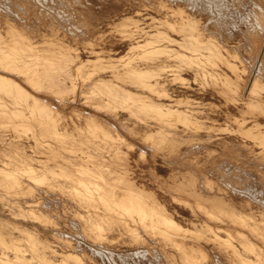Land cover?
Segmentation results:
<instances>
[{
    "label": "bare ground",
    "instance_id": "1",
    "mask_svg": "<svg viewBox=\"0 0 264 264\" xmlns=\"http://www.w3.org/2000/svg\"><path fill=\"white\" fill-rule=\"evenodd\" d=\"M10 1H9V4L10 3L13 4V2H10ZM201 1L209 2L208 0H201ZM33 2H34V0H33ZM54 2H53V4H50V5H54ZM56 2H58V1H56ZM132 2H134V1H132ZM148 2L149 1H147V3ZM162 2H163V0H162ZM176 2H178V1L176 0ZM187 2H188V0H187ZM60 3H62V1ZM221 3H220V6L222 5ZM229 3H231V2H229ZM2 4H3V2H2ZM6 4H7V2H6ZM6 4L5 5L3 4V5L6 6ZM76 4H77V2H76ZM214 4L215 3H213V5ZM232 4H233V2H232ZM36 5H34V6H36ZM69 5H71V4H69ZM72 5H74V3ZM103 5H104V3H103ZM110 5H111V3H110ZM139 5H140V3H139ZM209 5L211 6L212 4H209ZM223 5H225V4H223ZM253 5H254V9L251 12H249V13H251V16H250V20L248 22L249 25L247 26V29L245 31V37H246V41H247V47L250 50V52H253V51L257 52L258 47L261 48L260 47V41L262 44V40H260V39H262V38L264 39V0L255 2V4L253 3ZM21 6L22 5L19 6L20 8L17 7L18 9H16V8H14V9H16V11L17 10L20 11ZM58 6H59V3H58ZM82 6H84V5H82ZM217 6H219V4ZM24 7L26 8V6H24ZM47 7H49V6H47ZM186 7H187V5H186ZM40 8H43V7L40 6ZM50 8L52 9V6ZM50 8H49V10H50ZM119 8H121V7H119ZM182 8H184V7H182ZM182 8L178 7L176 9H172L171 10L172 14L176 15L178 18L174 19V20H172V19L168 20L167 18L166 19L163 18V20L159 21V25H158L157 29H156V26L154 25L156 23L153 24V22H152V24L155 26V27H152V29L154 28V30L155 29L156 30L153 32H150V33H147V31H144V29H142L140 22H139V18L137 17V14H138L137 11H135L136 13L133 15L127 14V16H124V17L121 16L122 17L121 19H119L120 18L119 17L118 18L119 20H117V22L114 24V27L113 26L112 27L115 28L116 32H118L120 34V38L119 37L118 38L120 39L119 41H121V43L124 42L125 40L126 41L129 40L130 42H128L129 46H128L127 51L124 54L121 53L122 55H120L118 57H112V56H106L105 57L104 55L101 54V52H102L101 50L94 51L93 49H91V52L94 53L93 57L82 59L78 54H74L71 51V49L68 47V44H67V46H65L64 42L62 43L61 40H60L61 43H59V44L55 42L56 44L59 45V46L56 45V46H58L57 48L54 46V44H52V47H49L46 49L43 48L44 50L41 49L39 51V50H36L34 48L32 42H30L31 38L29 40V38H28L29 36L28 37L26 36L27 34L26 35L22 34V32H20L16 27H14L12 25H9V24L7 25V30H4V31H6L5 34H1V32H0V67L2 66L3 69H6L5 70L6 72H7V70H10L14 73L16 72L17 75L21 74L23 76V78L19 77V76H18V78H20V79L25 78V81L27 80L28 83L30 84V86H32L34 88L33 91L36 90L37 92L42 91L44 93L52 94L53 96H56L57 100L60 102H63V101L65 102V100L68 96L69 97L72 96L75 99L74 96L76 94L77 86L81 85V87H80L81 91H79L80 92L79 94H81L84 97V101L86 102L85 104L88 103V104L92 105V107L90 106L91 108H95L98 111L100 110L102 112H105L109 115V117L114 119L113 120L114 122H111V118H104V117L96 118L95 116H93L91 114L85 115V126L86 127L84 129H81V127H79L80 129H77V131L74 133L73 131L76 129V127L74 126L75 129H73L72 131H69L65 128V126L62 122L61 114L58 113V110H56L52 104L47 103L48 100H45L46 98L44 99L45 101H43V99L37 97L38 96V95H36L37 93L34 95L33 93H31L32 91L30 92L26 89L27 87L24 88L22 85L19 84V82L17 83L14 79H11L12 77L10 78V77H7L5 75H1V73H0V144L2 145L1 150H4L2 152L0 151V165H2L0 167V202H2L3 205H8L9 206L8 208H10V206L13 204L19 206L20 204L17 203L16 200L12 199L13 197H10L11 196L10 194H12V195L15 194L13 196L18 197V195H20V193L23 194V192H24L23 187H27V192L31 193V195H29V196H31V200H29L30 211L28 210V214L24 213L27 210H25L24 212L21 210L20 211L19 210L13 211L11 213L12 216H14L13 220H14V218H16V216H20V218H23V220L28 219L31 222H38L39 221L43 224H46V226L48 224L55 226L50 231L52 233L54 240H55L54 241L55 243H53V244L54 245L55 244L61 245L64 248V249L61 248V249H63L64 253L61 255V258H60L58 264H86V263L83 260V258H84L83 256H82L83 257L82 258L81 255H78V253L76 254L74 251L72 252L71 250H69V248L71 249V245H70L71 240L69 239L70 240L69 241L67 239L68 234L66 235L63 232L56 230V225H57L56 224V218H57L58 214L55 211L56 209L54 207L57 206L56 205L57 202H52L50 200H46L45 198H42L39 196L35 197V195L32 194L33 190L36 187L37 188H39V186L41 187L40 184H42V185H43V183L45 184L48 178H50L51 180H52V178H54L53 180L58 182V184H59L58 186L60 188H64V189L74 193L73 195L76 198L75 202L78 204V206L80 205L79 207L82 206V207L86 208L85 211L81 210L83 212L76 211L75 210L76 207L74 209L72 208L73 210L69 209L68 213L74 215V216H70L71 218L69 220L71 221L72 226L77 227L76 223L79 224L80 225L79 227L81 228V229L80 228L79 229L81 231H78V232L83 233L86 237H90V239H93L95 242L96 241L97 242L99 241V243L103 242L106 239V236H105V234H107L106 232L109 230L112 231L111 229L113 228V225H119L122 227V229H124V231L126 230L128 232V235H130L131 240L134 241L135 244H136V242L143 243L144 239H145V235H147L153 239H158L167 245L168 244L169 245L175 244L176 246L178 245L177 247H179V248H176V249L180 250V256H181L180 257V264H205L204 259L206 258V253L203 252L201 249H198V251L200 253L198 256L195 257V256H193L194 253L190 254V253L184 251L180 242L175 243V240H177L179 237H183L185 239V236L187 235L186 233L189 232L191 229L189 231L186 230V228L184 229L177 222V220H175L173 218L171 212H169L166 209L165 205L161 201H159V199L154 195L153 192H151L150 190L147 191V190L143 189L142 187H139L129 177V174H130L129 150L132 149V147L134 145L132 142L128 141L126 134L132 135V136H138V135H140L139 131L141 129H143V130H145L146 133L144 136L143 135H140V136H141V140H143L146 143V145H148L146 147L147 148L149 147L151 150H154V151H159L161 149L168 150L169 151V152L167 151L168 154H170L172 151H174L176 149H178V150L180 149V151H181V146L186 145L185 150H183V152L180 154L181 157L193 155L192 154L193 150H195L196 148H198V150H199L200 148L204 147V145H203V147H201L202 145L200 142L202 140L200 139V137L198 135L199 130L202 128L201 123L203 124V122L202 121L200 122L198 118L194 117L192 115V113H189V111H187L186 109L181 110L179 108L180 104L186 105V100L177 99L175 102V105L164 104L163 102H158V101L152 99L151 97L144 95L142 92L143 89H147V90H150L153 92L156 91L159 95L164 96V98H165V96L166 97L170 96L171 92L166 88L165 84L162 83L160 81V78H159V76H162L161 75L162 72L167 68V66H169L165 59L172 58L174 60V63H172V65L174 66L173 67L174 73H178V71H181V69L184 66V67L193 69V71L195 73V75H194L195 77H196V75H201V77L203 79H204V77L209 78L211 80V82L213 83V85L216 86V88H218V92H220V94H222L225 97V101L232 102V103L238 101V97L241 98V92L242 91H243L242 94L246 95V93L247 94L249 93V94H251V96H253V98L257 97L259 91H261V90L264 91V83L261 81L264 78L261 76L262 78L259 79V77H260L259 75L254 76L250 85L247 84V81L244 80L241 76H239L240 74L239 75L236 74L237 69H238L236 63L232 62L222 52L221 43H219L217 40H215L214 37H212V36L204 35V28L201 26V20H200L201 18L199 19V18L195 17L196 15L192 16V15H189L188 13L186 14ZM189 8H190V6H189ZM201 8H202V6H201ZM3 9H1V10H3ZM7 9H8V6H7ZM10 9H11V7H10ZM53 9H52V11H53ZM124 9H126V8H124ZM212 9H213V7H212ZM218 9H220V8H218ZM222 9H224V8H222ZM227 9H229V7ZM1 10H0V12H1ZM88 11H90V10H88ZM5 12H6V10H5ZM24 12H25V9H24ZM24 12H23V14H25ZM27 12H26V14H27ZM133 12H134V10H133ZM216 12H218V11H216ZM219 12H220V10H219ZM46 13H48V12H46ZM42 14H40V15H42ZM122 14H124V13H122ZM48 15L50 18L51 17L50 14H47L46 16L48 17ZM116 16H117V14H116ZM118 16H120V15H118ZM146 16H148V15H146ZM163 16H165V14ZM17 17L18 16H16V18ZM44 17H45V15H44ZM52 17H53V15H52ZM58 17H60V16H58ZM67 17H69V16H67ZM83 17H85V16H83ZM14 18H15V16H14ZM41 18H43V17L41 16ZM62 18L63 17H61V19ZM70 18H71V16H70ZM230 18H232V17H230ZM74 19H76V18L74 17ZM141 19L143 20V18H141ZM209 19L210 18H208V20ZM26 20L28 21V19H25V21ZM153 20H154V18H153ZM213 20H214V18H213ZM21 21H23V19ZM38 21H39V19H38ZM210 21H211V19H210ZM66 22L68 23L69 21L66 20ZM75 22H76V20H75ZM102 22L104 23V21H102ZM108 22H110V21H108ZM209 22H207V23H209ZM215 22H216V20H215ZM16 23H18V22H16ZM77 23H78V21H77ZM77 23H75V24H77ZM204 24H206V23H204ZM224 24H226V23H224ZM67 26H69V25H67ZM72 26L73 25L71 24V27ZM76 26H78V24L75 25V27ZM30 27L28 26L29 29H30ZM42 27H44V26H42ZM89 27H92V26H89ZM148 27H149L148 29H150V26H148ZM217 27L218 26H216V28ZM53 28L56 29L55 27H53ZM81 28H82V26H81ZM81 28L78 27V30L82 31L84 29V27L82 30H81ZM54 29H52L51 31H53ZM69 29L67 32H70L72 30L71 29L69 31ZM73 29H75V28H73ZM85 29L86 30L88 29V28H86V25H85ZM219 29H221V28H219ZM54 31H56V30H54ZM208 31H210V30H208ZM214 31H215V29H214ZM82 32H84V30ZM111 32L112 31H110V33ZM141 32H145L148 34L147 35L148 37L146 36L147 38L145 40H143L144 41L143 43L139 42V40H138V38H140L139 36H140ZM170 32H175V33L179 34L180 39L172 37ZM213 32L211 34L215 35V33L213 34ZM59 33H58V35H59ZM81 34H83V33H81ZM231 34H232V32H231ZM231 34L228 33V36ZM55 35H57V34H55ZM53 36L54 35L52 34L51 37H53ZM77 36H76V38H77ZM47 37H48V35H47ZM78 37H80V36H78ZM143 37H144V35H143ZM55 38H54V40H55ZM82 39H81V41H82ZM91 39H93V38H91ZM84 40H87L89 43H91V41H89L88 39H85V37H84ZM237 40H239V39H237ZM31 41H33V40H31ZM96 41H97V38L94 41V43ZM41 42L42 41H40V44H39L40 46L42 44ZM45 42H46V44H45ZM47 43H48L47 41H44V44L46 46H47ZM91 44H93V43H91ZM175 44L177 47L172 46ZM238 44H240V43H238ZM241 45H244V44H241ZM237 47H240V45H238ZM226 49H227V47H226ZM226 49H225V51H226ZM77 51H79V50H77ZM234 51L231 54L232 57L233 58L235 57V58H237V60H239L240 57L239 58L237 57L239 54L236 55L237 51L235 53H234ZM260 51H261V49L258 51L257 56L255 55L256 56L255 61H254L255 66H258V64L260 66L259 62L260 61L262 62L264 60V54L260 58V55H261ZM159 58H161L160 59L161 62L159 64L156 63L157 65L154 64L155 66L150 65V61H155L156 59L159 60ZM235 58H234V60H235ZM142 61L147 63V65L145 67L140 66V63H142ZM168 63H170V62H168ZM219 63H224L225 65H227L231 69V72L236 74L235 79H231L230 76L228 75L229 76L228 77L226 73H225L226 74L225 75V74L218 72L219 70L218 71L215 70L216 69L215 67ZM241 63H243V61H241ZM246 66L247 65H245V67ZM86 68H90L91 70H87ZM253 68H254V66H253ZM101 70L102 71L109 70L111 77H109L110 75H108V76L106 75L107 78L106 77H104V78L103 77H97L96 76V74H98L97 72L101 71ZM109 71H108V73H109ZM165 75L166 74H164V76ZM179 75H177V77H180ZM174 76H176V75H174ZM13 78H15V76ZM177 79H176V81H177ZM180 80H183V79L181 78ZM194 80H196V78ZM248 80H249V78H248ZM22 81H24V80H21V82ZM188 82H190V80ZM205 84H206V82H205ZM206 85H208V84H206ZM195 86H197V85H195ZM202 87H203V85H202ZM241 89H242V91H241ZM185 91H186V89H185ZM73 98H72V101H74ZM242 98H243V96H242ZM196 101H198V100L196 99ZM204 102H206V101H204ZM244 103L246 105V108L242 110V115L244 116V118L241 119V121H240V119H239V121H237L239 124V129H240L239 134H242L245 137H249V138L251 137L256 143L260 144V146H263V151H264V130H260V129H262L260 123L256 122L251 127L242 128L243 124L245 123V115L251 114L253 117H256L257 115H264V102L259 100L258 98H254L250 101L245 100ZM65 104H69V103H65ZM189 104L191 105V103H189ZM63 106H64V104H63ZM190 107H192V106H190ZM78 112L76 111L75 113L78 114ZM124 114L126 117H122V116H124ZM68 116H70V115H68ZM75 116H76V114H75ZM105 116H107V115H105ZM63 118H65V117L63 116ZM74 119H76V118H74ZM64 120H66V118ZM234 120H235V118H234ZM219 123H221V122H219ZM74 125H76V124L74 123ZM151 126H155V129L154 130L152 129L149 131L148 129ZM219 129L221 130V128H219ZM222 130H223V127H222ZM236 130H238V129L236 128ZM229 131H231V130L228 129V132ZM232 131H234V130H232ZM124 132H125V134H124ZM226 134H228V133H226ZM239 137H241V136H239ZM29 138H31L34 142V146L33 147L31 146L29 148H31V150L33 148V153L35 152L34 154H37V152H39L40 155H41V153H46L45 154L46 155L45 160H42L43 158H40V156H34V155L27 156L25 154L23 146H25V143L28 141ZM29 145H31V144H29ZM139 150H140V148H139ZM218 150H216V151L218 152ZM147 151H149V149ZM27 152H29V151H27ZM30 152H29V154H32ZM162 152H164V151H162ZM137 153H136V156H138ZM143 153L144 152L141 151L139 156L146 159L145 157L147 156V153H146V156H144ZM213 153H214V151H213ZM226 153H228V150ZM171 155H173V154H171ZM151 156H153V155H151ZM263 156H264V154H263ZM161 157H163V156H161ZM230 157H232V156H230ZM239 157L241 158V156H239ZM6 158H8V159H6ZM192 158L194 159V157H192ZM219 158H220V156H219ZM33 159L37 160L38 162L41 161L39 163L42 164V167L36 168V167H34V165L32 166L31 160H33ZM204 159H206V157ZM169 160H171V159H169ZM178 160H181V159H178ZM233 160L234 159H232V161ZM46 161H52L51 163H53V165L52 166L49 165L48 162H46ZM223 161H227V160H223ZM229 161H231V159ZM137 162H138V160H137ZM162 162H164V161H162ZM200 162H201V160H200ZM208 162H209V160H208ZM206 163H207V161H206ZM241 163H243V162H241ZM217 164H219V163H217ZM137 165H135V166H137ZM247 165H249V164H247ZM254 165H256V164H254ZM194 166L197 167V164H195ZM198 169H199V167H198ZM233 169H234V167H233ZM225 170H227V169H225ZM246 170H248V169H246ZM254 170H256V169H254ZM212 172H213V170H212ZM223 172L224 171H222V173ZM152 173H154V172L152 171ZM152 173L150 172V174H152ZM198 173H200V172H198ZM248 173H251V171ZM183 174H184V172H183ZM214 174H215V172H214ZM196 175H197V173L194 175L191 172L187 171L184 175H181L182 176L181 179H179V178L176 179L175 177L179 176L176 174L173 178L170 177L172 179L171 180L172 183L168 184L166 187V190L171 193L170 197L171 198L173 197L172 201L175 200V202H177V201L181 202L184 205L189 206L193 210V213L198 211L197 213L201 212L204 215L203 224L200 227H196L193 231H190V235H193L195 237H199V236L202 237V235L206 234V232L211 233L212 235L210 238H212V240L219 242V245H221V247H223V249H222L223 253H225V254L228 253L230 255V257H231L230 258L231 259L230 264H264V211L260 212L261 217L258 218L257 216H255L251 213H246V212L238 210L236 207L228 204L226 201H224L222 199L207 197L206 195L203 194L202 189L203 188H209V190H210V184H209L210 180L206 179L207 176H206V178L205 177L203 178L202 174L199 177H196ZM159 177H161V176H159ZM252 178H254V177H252ZM156 179H159V178H156ZM31 181H34L33 183H36V184H34V185L30 184ZM165 181L163 180L164 183H165ZM57 182L54 184L57 185ZM161 182H162V180H161ZM219 182H221V181H219ZM228 185L230 186V184H228ZM52 186H50V187L48 186V188H52ZM220 186H222V185L220 184ZM254 187L255 186H253V188ZM230 188H231V186H230ZM233 188H234L235 192L243 193L242 195H250L253 202H256L258 204H260V203L264 204V200H262L258 197V194L260 193V189L256 188L253 191H250V190H247L244 188L239 189L237 185H235V187L232 186V189ZM54 189L55 188H52V190H54ZM43 190H44V188H43ZM43 190H41V192ZM52 190L50 189V191H52ZM59 190L62 191V189H59ZM45 191H46V188H45ZM45 191H44V193H45ZM61 191H58V192H61ZM162 191H164V190H162ZM25 192H26V190H25ZM46 194L48 195L50 193H46ZM63 194H67V193L63 192ZM63 194H62V196H64ZM25 195H27V193H25ZM25 195L23 194V196H25ZM51 195H53V194H51ZM32 196H34L33 199H32ZM17 197H16V199H18ZM68 197H69V195H68ZM68 197H66V200ZM74 197L70 195V197H69L70 202H71V198L74 199ZM25 198H27V197H25ZM62 198L60 197V199H62ZM20 199H22V198H20ZM58 199H59V197L57 198V200ZM63 199L65 200V198H63ZM69 199H68V201H69ZM59 200H58L59 204L65 205V203L62 202L63 200L61 201L62 203ZM75 202L73 201V203H75ZM68 205H70V204H68ZM72 205H70V206H72ZM6 208H7V206H6ZM10 209H12V208H10ZM62 209L63 208H61V210ZM175 209H173V210H175ZM57 210H59V209H57ZM66 210H68V209H66ZM78 210H79V208H78ZM0 213H2V211ZM8 214H10V213L8 212ZM199 215H200V213H199ZM4 217H5V215H4ZM10 218L11 217H9V220H10ZM17 219H18V217H17ZM211 220L224 222L226 224V226L222 227V228H214L211 225V223H209ZM14 221H13V225H16L18 227V229L20 230V232L22 233V234L21 233L20 234L26 240L32 255L38 256L43 261L46 260L45 261L46 264H56L52 260H50L49 258H48L49 259L48 260L45 257V253L43 252L42 249L51 248L50 243L47 241V239L42 238L43 236H41L39 234L37 228L35 226L30 227V225L28 226L24 222L22 223V221L18 222V223H17V221H15V222ZM4 222H5V218H4ZM4 222H2V223H4ZM193 222H194V220H193ZM7 223L11 224V222H8V220H7ZM7 223L5 225L8 226ZM190 224H192V223H190ZM0 226H1V224H0ZM11 226H12V224L10 225V227ZM16 226H15V228L17 230ZM236 227H237V230L235 229ZM218 230H221V231L224 230V232H226V236L221 238L218 234V232H219ZM63 231H65V230H63ZM113 232H115V231H113ZM6 234H7V232H6ZM12 235H14V234H12ZM42 235H46V233L42 234ZM84 235H83V237H84ZM3 237H5V236H3ZM3 237L0 233V241L2 244L3 243L5 244ZM75 237H77V236L75 235ZM86 237H84V239ZM119 237H120V235H119ZM17 238H18V236H17ZM70 238H72V236ZM153 239H151V240H153ZM198 239H200V238H198ZM204 239L205 238L203 237V240ZM22 240L20 239V241H22ZM235 240L239 242L240 248L235 245V242H234ZM14 241H12V242H14ZM94 241H92V242H94ZM110 241H108V243H110ZM115 242L117 243V241H115ZM146 242H148V241H146ZM205 242H206V240H205ZM78 243H79V241H78ZM99 243H97V244H99ZM111 243H112V241H111ZM126 244H127V242H126ZM7 245H8V243H7ZM81 245H82V243H81ZM112 245H114V243ZM130 245L133 246L131 243H130ZM143 245H144V243H143ZM152 245H151V247H152ZM2 246H6V244L2 245ZM73 246H72V250H73ZM100 246H101V243H100ZM140 246H141V244H140ZM100 248L102 250V247H100ZM172 248H173V246H172ZM9 249H10V247H8V250ZM61 249L58 248V250L62 251ZM133 249H135V248H133ZM145 249H144V251H145ZM10 250H13V254H12L13 258L9 257V254L7 252L6 247L0 251V258H1L0 260L3 259L2 262L4 261V264H6V263L7 264H25L23 262V260L24 261L26 260V256L24 254L26 252L24 251L23 247H21L20 244H12V248ZM136 250H138V249H136ZM136 250H135V252H136ZM150 251H151V249H150ZM156 251L157 250L154 251L155 254L157 253ZM146 252H147V250L144 253H146ZM27 253H28V251H27ZM61 253L62 252H60V254ZM102 254H103V252H102ZM137 254H139V253H137ZM165 254H167V253L165 252ZM126 255H128V254H126ZM149 255H150V253H149ZM33 256H32V260H33ZM85 256H86V254H85ZM137 256L138 255H136L135 257L137 258ZM123 257H124V255H123ZM91 259H89V260H91ZM218 259H219L220 264H225V262H223L220 257H218ZM157 260H158V258H157ZM170 261L172 264H175L176 260L174 258H172V259L170 258ZM0 263H1V261H0ZM94 263H95V261H94ZM33 264H36V263H33ZM209 264H210V262H209Z\"/></svg>",
    "mask_w": 264,
    "mask_h": 264
},
{
    "label": "rangeland",
    "instance_id": "2",
    "mask_svg": "<svg viewBox=\"0 0 264 264\" xmlns=\"http://www.w3.org/2000/svg\"><path fill=\"white\" fill-rule=\"evenodd\" d=\"M5 1V2H4ZM10 0H0V32L1 34H5L7 30V25H12L14 27H16L20 32H22V34L26 35L29 40L31 38V41L34 48L36 50H41V49H46L49 47H52V44H54V46L57 48L59 45V43H63L64 45L67 46L71 49V51L74 54H78L82 59H86L89 57H93V54L91 52V49H93L94 51H99L101 50V54L106 56H112V57H118L120 55H122L121 53H125L128 49V42H130L129 40H125L124 42L121 43V41H119L120 39V34L118 32H116V29L113 28L114 24L117 22V20L121 19V16H127L128 15H133L135 14L137 11V17L139 18V22L140 25L142 27V29H144V31H147V33L153 32L157 29L158 25H159V21L164 19H168V20H174L177 19L178 17L176 15H173L171 10L172 9H176L178 7H184L182 8L185 13L195 16L197 18H201V26L204 28V35L207 36H212L214 37L215 40H217L219 43H221L222 47V52L232 61L235 62L238 69H237V73L236 74H240L239 76H241L244 80L247 81V84L250 85L252 79L254 76L259 75V79H261L262 77L264 78V60L260 63V66L258 64V66H255V58L257 56L258 51L261 49V55L260 58L262 57V55L264 54V39H260L262 40V44L260 41V47H258L257 52H250V50L247 47V41H246V37H245V31L247 29V26L249 25L248 22L250 20V16H251V12L254 9V5L255 2L261 1V0H208L209 2L206 1H197V0H177L178 2H176V0H162L159 2L158 0H61L62 3H60V0H56L58 2H56L55 0H52L54 2V5H50L53 4V2L50 0H33L29 1V0H11L10 2H13V4H9ZM69 1V2H68ZM77 4H76V2ZM80 1V2H79ZM134 1V2H132ZM146 1V2H145ZM147 1H149L147 3ZM166 1V2H165ZM212 3H211V2ZM223 1V2H222ZM240 1V2H239ZM6 2V6H4ZM44 2V3H43ZM67 2V3H66ZM79 2V3H78ZM82 2V3H81ZM90 2V3H89ZM143 4H142V3ZM158 2V3H157ZM172 2V3H171ZM204 2V3H203ZM222 2V3H221ZM231 2V3H229ZM233 2V4H232ZM37 5H36V4ZM42 3V4H41ZM49 3V4H48ZM59 3V6H58ZM66 3V4H65ZM74 3V5H72ZM84 3V4H83ZM102 5H101V4ZM104 3V5H103ZM106 3V4H105ZM109 3V4H108ZM111 3V5H110ZM128 5H127V4ZM140 3V5H139ZM163 3V4H162ZM181 3V4H180ZM185 3V4H184ZM201 3V4H200ZM213 3H215L213 5ZM220 3L222 4L220 6ZM227 3V4H226ZM240 3V4H239ZM25 4V5H24ZM71 4V5H69ZM88 4V5H87ZM94 4V5H93ZM115 4V5H114ZM130 4V5H129ZM133 4V5H132ZM145 4V5H144ZM162 4V5H161ZM200 4V5H199ZM208 4V5H207ZM209 4H212L211 6ZM219 4V6H217ZM225 4V5H223ZM18 5V6H17ZM21 6L20 11L16 9L20 8L19 6ZM36 5V6H34ZM44 5V6H43ZM65 5V6H64ZM68 5V6H67ZM84 5V6H82ZM122 5V6H121ZM126 5V6H125ZM137 5V6H136ZM150 7H149V6ZM187 5V7H186ZM199 5V6H198ZM8 6V9H7ZM26 6V8L24 7ZM38 6V7H37ZM43 7V8H40ZM49 6V7H47ZM52 6V9L50 8ZM86 6V7H85ZM100 6V7H99ZM135 6V7H134ZM154 6V7H153ZM169 6V7H168ZM190 6V8H189ZM194 6V7H193ZM202 6V8H201ZM217 6V7H216ZM236 6V7H235ZM11 7V9H10ZM18 7V8H17ZM24 7V8H23ZM34 7V8H33ZM59 7V8H58ZM65 7V8H64ZM121 7V8H119ZM126 9H124V8ZM174 7V8H173ZM211 7V8H210ZM213 7V9H212ZM229 7V9H227ZM234 7V8H233ZM16 8V9H14ZM50 8V10H49ZM71 8V9H70ZM119 8V9H118ZM132 8V9H131ZM215 8V9H214ZM217 8V9H216ZM220 8V9H218ZM224 8V9H222ZM25 9V12H24ZM40 9V10H39ZM56 9V10H55ZM58 9V10H57ZM63 9V10H62ZM114 9V10H113ZM117 9V10H116ZM122 9V10H121ZM130 9V10H129ZM145 9V10H144ZM152 9V10H151ZM210 9V10H209ZM6 10V12H5ZM12 12H11V11ZM73 12H72V11ZM90 10V11H88ZM124 10V11H123ZM134 10V12H133ZM218 12H216V11ZM220 10V12H219ZM25 14H23V12ZM28 11V12H27ZM123 11V12H122ZM148 11V12H147ZM166 11V12H165ZM222 11V12H221ZM8 12V13H7ZM17 12V13H16ZM27 12V14H26ZM48 12V13H46ZM109 12V13H108ZM195 12V13H194ZM211 12V13H210ZM13 13V14H12ZM43 13V14H42ZM56 13V14H55ZM64 13V14H63ZM71 13V14H70ZM124 13V14H122ZM131 13V14H130ZM147 13V14H146ZM191 13V14H190ZM223 13V14H222ZM225 13V14H224ZM239 13V14H238ZM12 14V15H11ZM42 14V15H40ZM47 14H50V18L49 15L48 17L46 16ZM61 14V15H60ZM75 16H74V15ZM117 14V16H116ZM165 14V16H163ZM172 14V15H171ZM45 15V17H44ZM53 15V17H52ZM56 15V16H55ZM103 15V16H102ZM120 15V16H118ZM148 15V16H146ZM151 15V16H150ZM201 15V16H200ZM226 17H225V16ZM15 16V18H14ZM16 16H18L16 18ZM41 16L43 18H41ZM60 16V17H58ZM69 16V17H67ZM71 16V18H70ZM85 16V17H83ZM140 16V17H139ZM156 16V17H155ZM173 16V17H172ZM61 17H63L61 19ZM66 17V18H65ZM73 17V18H72ZM74 17L76 19H74ZM97 19H96V18ZM101 17V18H100ZM110 17V18H109ZM117 17V18H116ZM120 17V18H119ZM161 17V18H160ZM221 19H220V18ZM232 17V18H230ZM52 18V19H51ZM69 18V19H68ZM99 18V19H98ZM115 18V19H114ZM119 18V19H118ZM143 18V20L141 19ZM154 18V20H153ZM208 18L210 19L208 20ZM214 18V20H213ZM243 18V19H242ZM11 19V20H10ZM15 21H14V20ZM23 19V21H21ZM25 19H28V21ZM31 19V20H30ZM37 19V20H36ZM39 19V21H38ZM55 19V20H54ZM69 21L68 23L66 22V20ZM105 19V20H104ZM108 19V20H107ZM146 19V20H145ZM156 19V20H155ZM248 19V20H247ZM5 20V21H4ZM19 20V21H18ZM36 20V21H35ZM53 20V21H52ZM65 20V21H64ZM76 20V22H75ZM208 20V21H207ZM216 20V22H215ZM12 21V22H11ZM34 21V22H33ZM38 21V22H37ZM43 21V22H42ZM53 23H52V22ZM56 21V22H55ZM58 21V22H57ZM73 23H72V22ZM78 21V23H77ZM82 21V22H81ZM104 21V23L102 22ZM110 21V22H108ZM144 21V22H143ZM150 21V22H149ZM209 23H207V22ZM228 23H227V22ZM18 22V23H16ZM20 22V23H19ZM23 22V23H22ZM60 22V23H59ZM65 22V23H64ZM78 24V26L75 27V23ZM88 22V23H87ZM101 22V23H100ZM112 22V23H111ZM146 22V23H145ZM156 26V29L154 30V28L152 29V27H155L153 24ZM226 24H224V23ZM3 23V24H2ZM37 23V24H36ZM73 25L72 27L75 28L73 29L71 27V24ZM81 23V24H80ZM86 28H88L87 30L85 29V25ZM103 23V24H102ZM108 23V24H107ZM112 25H111V24ZM145 23V24H144ZM206 23V24H204ZM35 24V25H34ZM54 24V25H53ZM62 26H61V25ZM69 26H67V25ZM150 24V25H149ZM152 24V25H151ZM3 25V26H2ZM37 25V26H36ZM84 25V26H83ZM221 25V26H220ZM225 25V26H224ZM227 25V26H226ZM28 26L30 27V29L28 28ZM44 26V27H42ZM82 26V28H81ZM92 26V27H89ZM103 26V27H102ZM113 26V27H112ZM150 26V29H148ZM216 26H218L216 28ZM54 29L53 27H55L56 31H51L52 29ZM67 27V28H66ZM70 29H69V28ZM78 27L81 28V30L84 27V32L79 31ZM112 27V28H111ZM211 27V28H210ZM34 30H33V29ZM41 28V29H40ZM146 28V29H145ZM221 28V29H219ZM2 29V30H1ZM22 29V30H21ZM43 29V30H42ZM67 29V30H66ZM69 29L70 32H67ZM215 31L213 32L212 30ZM217 29V30H216ZM26 30V31H25ZM28 30V31H27ZM31 30V31H30ZM34 32H33V31ZM86 30V31H85ZM210 30V31H208ZM228 32H227V31ZM30 31V32H29ZM36 31V32H35ZM110 31H112L110 33ZM213 32V34L215 33V35H212L211 33ZM32 32V33H31ZM42 32V33H41ZM60 32V33H59ZM80 32V33H79ZM89 32V33H88ZM225 32V33H224ZM232 32V34H231ZM46 33L48 35L44 34ZM57 35H55V34ZM59 33V35H58ZM70 33V34H69ZM75 33V34H74ZM83 33V34H81ZM87 33V34H86ZM145 32H141L140 33V38H138L139 42L143 43L148 36V34ZM210 33V34H209ZM228 33L231 34L228 36ZM54 35L53 37H51V35ZM73 36H72V35ZM80 36V37H78ZM146 34V35H145ZM172 37H175L177 39H180V35L175 33V32H170ZM87 35V36H86ZM144 35V37H143ZM45 36V37H44ZM70 36V37H69ZM77 36V38H76ZM82 36V37H81ZM107 36V37H106ZM147 36V37H146ZM219 36V37H218ZM51 37V38H50ZM59 37V38H58ZM67 37V38H66ZM91 41V43H89L87 40ZM117 37V38H116ZM119 37V38H118ZM143 37V38H142ZM221 37V38H220ZM48 38V39H47ZM72 38V39H71ZM83 38V39H82ZM93 38V39H91ZM97 41L94 43V41ZM113 38V39H112ZM219 38V39H218ZM225 38V39H224ZM47 39V40H46ZM58 39V40H57ZM77 39V40H76ZM82 39V41H81ZM91 39V40H90ZM239 39V40H237ZM38 42H37V41ZM57 40V41H56ZM61 40V42H60ZM67 40V41H66ZM115 40V41H114ZM40 41H42L41 46ZM44 41H47V46L44 44ZM51 41V42H50ZM54 43H53V42ZM87 41V42H86ZM34 42V43H33ZM36 42V43H35ZM58 44H56V43ZM107 42V43H106ZM113 42V43H112ZM223 42V43H222ZM240 43V44H238ZM38 44V45H37ZM91 44V45H90ZM104 44V45H103ZM244 44V45H241ZM58 45V46H56ZM227 45V46H226ZM238 45H240V47H237ZM262 45V46H261ZM78 46V47H77ZM82 46V47H81ZM90 46V47H89ZM173 47H177L176 44L172 45ZM245 46V47H244ZM227 47V49H226ZM74 48V49H73ZM78 48V49H77ZM100 48V49H99ZM126 48V49H125ZM232 48V49H231ZM43 49V50H44ZM224 49V50H223ZM226 49V51H225ZM247 51H246V50ZM79 50V51H77ZM235 50V51H234ZM119 51V52H118ZM236 52V55H238L237 57L240 59L237 60V58L232 57V53ZM99 52V53H100ZM115 52V53H114ZM118 52V53H117ZM250 52V53H249ZM230 55H229V54ZM117 55V56H116ZM256 55V56H255ZM165 58V57H164ZM163 58V59H164ZM161 58H159L160 60ZM155 60V61H150V65L155 66L157 64H159L161 62V60ZM167 64L169 66H167V68L162 72V76H159L160 81L162 83L165 84L166 88L171 92L170 96H162L159 95L156 91H150L147 89H143L142 92L144 95H147L149 97H151L152 99L158 101V102H163L164 104H170V105H175V102L177 99H184L186 100V105L184 104H180L179 108L181 110L186 109L187 111H189V113H192V115L196 118L199 119V121L203 122V124L201 123L202 128L199 130L198 135L200 137V139L202 140L201 143V147L198 150V148H196L195 150L192 151L193 155L190 156H186V157H181L180 154L183 152V150H185L186 145L181 146V151L180 149H176L174 151H172L170 154H168V150H164L161 149L159 151H154L151 150L149 147L147 148L146 143L141 140V136L140 135H145V130L141 129L140 135L138 136H132V135H127L128 141L133 143V147L132 149L129 150V164H130V174L129 177L131 178V180L134 181V183L136 185H138L139 187H142L143 189L147 190V191H151L154 193V195L159 199V201H161L166 209L171 212L173 218L175 220H177V222L186 230H190L193 231L196 227H200L203 222H204V215L197 212L193 213V210L187 206L184 205L181 202H175L172 201L173 197L171 198V193L169 191L166 190V187L168 184L172 183V179L176 174L179 175L178 177L176 176V179H181V175H184L187 171L191 172L192 174H196V177H199L201 174L203 176V178L207 176L206 179L210 180L209 184H210V190L209 188H203L202 192L204 195H206L209 198H218V199H222L224 201H226L228 204L236 207L238 210L246 212V213H251L255 216H257L258 218L261 217L260 212L264 211V204L262 205L261 203L258 204L256 202H253V200L251 199L250 195H242L243 193H239V192H235L234 188L232 189V186L235 187V185L238 186L239 189H247L250 191H253L254 189H260V193L258 194V197L262 200H264V151H263V146H260V144L256 143L251 137H245L242 134H239V124L237 121H241V119L244 118V116L242 115V110L246 108V105L244 103V101H250L254 98H258L259 100L264 102V91L261 90L259 91L257 97L251 96V94H242V89H241V98L238 97V101L232 103V102H227L225 101V97L220 94V92H218V88H216V86L213 85V83L211 82V80L209 78H205L204 79L201 77V75H196V77L194 76L195 73L193 71V69L191 68H187L184 67L181 69V71H178V73H174L173 71V65L172 63H174V60L172 58L169 59H165ZM241 61H243V63H241ZM170 62V63H168ZM157 63V64H156ZM155 64V65H154ZM147 65L146 62L140 63L141 67H145ZM149 65V64H148ZM245 65H247L245 67ZM220 68H219V67ZM244 68H243V67ZM254 66V68H253ZM169 67V68H168ZM0 73L1 75H5L7 77H12L11 79H14L17 83L19 82L20 85H22L24 88H26L28 91H32L31 93H33L34 95H38V98L43 99V101L48 100L47 103H50L54 106V108L56 110H58V113L61 114L62 117V122L65 126V128L69 131H72L73 129H76L73 131L74 133L77 131V129H80L79 127H81V129H84L85 126V115H93L96 118H111L109 117V115L105 112L102 111H98L95 108H91L92 105L90 104H85L86 102L84 101V97L79 94L81 91V85L77 86V90H76V94H75V99L71 96V97H67L65 102H60L57 100L56 96H53L52 94L49 93H44V92H37L36 90L33 91V87L30 86V84L28 83V81H25V78H23V76L21 74L17 75V73L12 72L10 70H7V72L5 71L6 69H3L2 66L0 67ZM171 68V69H170ZM215 70H219L218 72L222 73V74H227V76L229 75L231 79H235L236 74L231 72V69L225 65L224 63H219L216 67ZM259 68V69H258ZM4 71H3V70ZM87 70H91L90 68H86ZM258 69V70H257ZM241 70V71H240ZM243 70V71H242ZM260 70V71H259ZM109 70H104V71H98L96 74L97 77H106L108 75H110V71L108 73ZM183 71V72H182ZM258 71V72H257ZM10 72V73H9ZM12 72V73H11ZM180 72V73H179ZM243 72V73H242ZM104 73V74H103ZM7 74V75H6ZM13 74V75H12ZM102 74V75H101ZM164 74H166L164 76ZM180 74V75H179ZM182 74V75H181ZM225 74V75H226ZM99 75V76H98ZM107 75V76H106ZM176 75V76H174ZM177 75H179L180 77H177ZM15 76V78H13ZM22 77L21 79L18 78ZM189 76V77H188ZM228 76V77H229ZM262 76V77H261ZM111 77V75L109 76ZM176 77V78H175ZM17 78V79H16ZM178 78V79H177ZM183 80H180V79ZM190 82H188L189 80ZM196 78V80H194ZM249 78V80H248ZM175 79V80H174ZM177 79V81H176ZM186 79V80H185ZM21 80H24L21 82ZM198 80V81H197ZM204 80V81H203ZM182 81V82H181ZM264 83V79L261 80ZM27 82V83H26ZM197 82V83H196ZM208 84L206 85L205 84ZM176 83V84H175ZM200 83V84H199ZM189 84V85H188ZM28 85V86H27ZM183 85V86H182ZM197 85V86H195ZM203 85V87H202ZM205 86V87H204ZM30 89V90H29ZM186 89V91H185ZM78 91V92H77ZM150 91V92H149ZM178 91V92H177ZM35 92V93H34ZM186 92V93H185ZM42 94V95H41ZM49 94V95H48ZM185 94V95H184ZM260 94V95H259ZM47 95V96H46ZM198 95V96H197ZM203 95V96H202ZM159 96V97H158ZM191 96V97H190ZM243 96V98H242ZM262 96V97H261ZM182 97V98H181ZM46 98V99H45ZM72 98L74 101H72ZM77 98V99H76ZM170 98V99H169ZM189 98V99H188ZM262 98V99H261ZM45 99V100H44ZM196 99L198 101H196ZM82 100V101H81ZM200 100V101H199ZM203 101V102H202ZM206 101V102H204ZM208 101V102H207ZM210 101V102H209ZM59 102V103H58ZM81 102V103H80ZM65 103H69V104H65ZM75 105H74V104ZM80 105H79V104ZM83 103V104H82ZM191 103V105L189 104ZM198 103V104H197ZM58 104V105H57ZM64 104V106H63ZM73 106H72V105ZM197 104V105H196ZM57 105V106H56ZM57 108H56V107ZM72 106V107H71ZM91 106V107H90ZM192 106V107H190ZM183 107V108H182ZM188 109H187V108ZM203 107V108H202ZM60 108V109H59ZM71 108V109H70ZM82 109V110H81ZM69 110V111H68ZM73 110V111H72ZM78 112L75 113V112ZM94 111V112H93ZM206 111V112H205ZM84 112V113H83ZM86 112V113H85ZM102 112V113H101ZM199 114H198V113ZM76 116H75V114ZM96 113V114H95ZM99 113V114H98ZM70 115V116H68ZM78 115V116H77ZM107 115V116H105ZM63 116L66 118V120H64L65 118H63ZM229 116V117H228ZM78 117V118H77ZM122 117H126L125 114ZM228 117V118H227ZM76 118V119H74ZM235 118V120H234ZM247 118V119H246ZM251 118V119H250ZM72 119V120H71ZM80 119V120H79ZM250 119V120H249ZM78 120V121H77ZM114 119L111 118V122ZM73 121V122H72ZM75 121V122H74ZM221 122V123H219ZM228 122V123H227ZM260 123L261 128L260 130H264V115H257L256 117H253L251 114H247L245 115V123L243 124L242 128H248L254 125V123ZM74 123L76 125H74ZM79 123V124H78ZM251 123V124H250ZM221 124V125H220ZM223 124V125H222ZM68 125V126H67ZM75 126V127H74ZM220 126V127H219ZM227 128H226V127ZM74 127V128H73ZM217 127V128H216ZM223 127V130H222ZM226 129H225V128ZM204 128V129H203ZM221 128V130L219 129ZM236 128L238 130H236ZM154 130L155 126H151L148 130ZM219 129V130H218ZM228 129L231 130L228 132ZM234 130V131H232ZM228 133V134H226ZM125 134V132H124ZM208 134V135H207ZM220 136H219V135ZM210 135V136H209ZM238 135V136H237ZM241 136V137H239ZM238 137V138H237ZM133 139V140H132ZM204 139V140H203ZM239 139V140H238ZM208 140V141H207ZM30 141V142H29ZM32 141V142H31ZM135 141V142H134ZM224 141V142H223ZM203 142V143H202ZM253 142V143H252ZM248 143V144H247ZM31 144V145H29ZM258 144V145H257ZM136 145V146H135ZM238 147H237V146ZM33 147L34 146V142L31 138L28 139V141L25 143L24 147V152L27 156H40V158H43L42 160L46 159V153H40L37 152V154L33 153V148L31 150V148L29 147ZM0 151H4L1 150L2 149V145L0 144ZM135 147V148H134ZM216 147V148H215ZM236 147V148H235ZM244 147V148H243ZM138 148V149H137ZM142 152H144V156L146 159H144L143 157H140V150ZM143 150H142V149ZM145 148V149H144ZM137 149V150H136ZM149 149V151H147ZM215 149V150H214ZM219 149V150H218ZM221 149V150H220ZM230 149V150H229ZM218 150V152L216 151ZM228 150V153H226ZM260 150V151H259ZM27 151H31L29 154V152ZM151 151V152H150ZM161 151V152H160ZM164 151V152H162ZM167 153H166V152ZM214 151V153H213ZM226 151V152H225ZM138 152V153H137ZM156 152V153H155ZM211 152V153H210ZM221 152V153H220ZM137 155L139 156H136ZM158 153V154H157ZM213 153V154H212ZM220 153V154H219ZM223 153V154H222ZM163 154V155H162ZM165 154V155H164ZM167 154V155H166ZM173 154V155H171ZM153 155V156H151ZM216 155V156H215ZM237 155V156H236ZM149 156V157H148ZM163 156V157H161ZM220 156V158H219ZM226 156V157H225ZM232 156V157H230ZM241 156V158L239 157ZM138 157V158H137ZM168 159H167V158ZM194 157V159L192 158ZM196 157V158H195ZM206 157V159H204ZM213 157V158H212ZM229 157V158H228ZM237 159H236V158ZM192 158V159H191ZM211 158V159H210ZM222 158V159H221ZM227 158V159H226ZM244 158V159H243ZM8 159V158H6ZM141 161H140V160ZM144 159V160H143ZM155 159V160H154ZM171 159V160H169ZM181 159V160H178ZM189 159V160H188ZM231 159V161H229ZM232 159H234L232 161ZM248 159V160H247ZM253 159V160H252ZM138 160V162H137ZM169 160V161H168ZM194 162H193V161ZM199 160V161H198ZM201 160V162H200ZM209 160V162H208ZM215 160V161H214ZM223 160H227V161H223ZM245 160V161H244ZM35 161V162H34ZM35 159L31 160V164L32 166L34 165V167L39 168L42 167V164L39 163L41 161H37ZM164 161V162H162ZM175 161V162H174ZM185 161V162H184ZM198 161V162H197ZM207 161V163H206ZM253 161V162H252ZM48 162L49 165H53V163H51L52 161H46ZM137 162V163H136ZM144 162V163H143ZM184 162V163H183ZM189 162V163H188ZM197 162V163H196ZM200 162V163H199ZM214 162V163H213ZM222 162V163H221ZM234 162V163H233ZM243 162V163H241ZM245 162V163H244ZM43 163V162H42ZM193 165H192V164ZM216 163V164H215ZM219 163V164H217ZM224 163V164H223ZM227 163V164H226ZM229 163V164H228ZM138 164V165H137ZM148 164V165H147ZM164 164V165H163ZM174 164V165H173ZM195 164H197V167L194 166ZM210 164V165H209ZM215 164V165H214ZM236 164V165H235ZM244 164V165H243ZM249 164V165H247ZM256 164V165H254ZM40 165V166H39ZM137 165V166H135ZM166 165V166H165ZM201 165V166H200ZM204 165V166H203ZM219 165V166H218ZM241 165V166H240ZM254 165V166H253ZM2 165H0L1 167ZM168 166V167H167ZM173 166V167H172ZM194 168H193V167ZM218 166V167H217ZM243 166V167H242ZM252 168H251V167ZM263 166V167H262ZM139 167V168H138ZM199 167V169H198ZM217 167V168H216ZM229 167V168H228ZM234 167V169H233ZM238 167V168H237ZM250 167V168H249ZM224 168V169H223ZM241 168V169H240ZM184 169V170H183ZM186 169V170H185ZM198 169V170H197ZM227 169V170H225ZM230 169V170H229ZM236 169V170H235ZM248 169V170H246ZM256 169V170H254ZM260 169V170H259ZM151 170V171H150ZM179 170V171H178ZM183 170V171H182ZM213 170V172H212ZM234 172H233V171ZM242 170V171H241ZM254 170V171H253ZM152 171L154 173H152ZM174 171V172H173ZM182 171V172H181ZM222 171H224L222 173ZM251 173H248L250 172ZM257 171V172H256ZM150 172L152 174H150ZM181 172V173H180ZM184 172V174H183ZM200 172V173H198ZM202 172V173H201ZM215 172V174H214ZM238 172V173H237ZM241 172V173H240ZM246 174H245V173ZM170 173V174H169ZM180 173V174H179ZM205 173V174H204ZM210 173V174H209ZM217 173V174H216ZM228 173V174H227ZM249 175H248V174ZM154 174V175H153ZM156 174V175H155ZM171 175V176H170ZM220 177H219V176ZM223 175V176H222ZM245 175V176H244ZM248 175V176H247ZM154 176V177H153ZM161 176V177H159ZM169 176V177H168ZM50 177V176H49ZM138 177V178H137ZM159 179H156V178ZM168 177V178H167ZM171 177V178H170ZM219 177V178H218ZM245 177V178H244ZM254 177V178H252ZM210 178V179H209ZM234 178V179H233ZM240 178V179H239ZM249 180H248V179ZM54 178H52V180L50 178L47 179L46 183L43 185H41V187L39 186V188H35L33 190V195L45 198L46 200H50L52 202H57V206H55L54 208L56 209L55 211L57 212L58 216L56 218V230L57 231H61L63 233H65L66 235L68 234V240H71V249L69 248V250H71L72 252L74 251L76 254L78 253V255H81V257L83 258L84 262L87 264H172L170 261V258H174L175 264H180V250L176 249L179 248L177 247L175 244H165L164 242L158 240V239H153L147 235H145V239H144V245L143 243H138L131 240L130 235H128V232L124 229H122L121 226L119 225H113V228L111 229L112 231H107L105 234L106 239L101 243L99 241L95 242L93 239H90V237H86L83 233L78 232L81 231L80 229V225L76 223V226H72L71 221L69 220L71 217L70 216H74L72 214H69V209L73 210L75 207L76 211H81V210H86L85 207H79L78 204L75 202L76 198L74 197V193L64 189V188H60L58 185V182L53 180ZM157 180V181H156ZM160 180V181H159ZM162 180V182H161ZM163 180L165 181V183L163 182ZM225 180V181H224ZM59 181V180H58ZM171 181V182H170ZM221 181V182H219ZM34 181H31L30 184H36L33 183ZM48 182V183H47ZM50 182V183H49ZM57 182V185L54 184ZM169 182V183H168ZM223 182V183H222ZM226 184H225V183ZM167 183V184H166ZM163 184V185H162ZM220 184L222 186H220ZM230 184V186L228 185ZM52 186V188H55L54 190H52V188H48V186ZM158 185V186H157ZM213 185V186H212ZM263 185V186H262ZM58 186V187H57ZM162 186V187H161ZM229 186V187H228ZM253 186H255L253 188ZM57 187V188H56ZM160 187V188H159ZM23 194L25 195V193H27V195L23 196L22 193H20V195L17 196H13L15 194H10V197H13L12 199L16 200L17 203H19L20 205H11L10 208H8V205H3L2 202H0V210L2 211V213H0V224H1V228H0V233L3 236V240L6 244V246H2L5 245L4 243L2 244L0 241V251L3 248H7V252L9 254L10 258L12 257L13 254V250H10L12 248V244H20L21 247H23L24 251L26 253V260L23 262L25 264H33V263H38V264H46L45 261H43L41 258H39L38 256H33L28 244L26 242V240L23 238V236L21 235L22 233L20 232V230L18 229V227L16 225H13V221H17L22 223L24 222L25 224H27L28 226L30 225V227L35 226L39 232V234L41 236H43L42 238L47 239V241L50 243V247L52 248H46V249H42L43 252L45 253V257L50 260H52L54 263L58 264L59 260L61 258V255L64 253L63 251V247L61 245H54L53 243H55L54 238L52 236V233L50 232L52 230V228H54L55 226L48 224L46 226V224H43L41 222H31L30 220H23V218H20V216H16V218H14L12 216V212L13 211H25L24 213L28 214V210L30 211V204H29V200H31V193L29 194L27 192V187H23ZM44 188V190H43ZM46 188V191H45ZM48 188V189H47ZM50 189L52 191H50ZM59 189H62L59 190ZM213 189V190H212ZM26 190V192H25ZM38 190V191H37ZM41 190H43L41 192ZM157 190V191H156ZM164 190V191H162ZM262 190V191H261ZM45 191V193H44ZM61 191V192H58ZM160 193H159V192ZM167 191V192H166ZM35 192V193H34ZM39 192V193H38ZM67 193V194H63ZM233 192V193H232ZM46 193H50V194H46ZM156 193V194H155ZM167 193V194H166ZM39 194V195H38ZM45 194V195H44ZM53 194V195H51ZM56 194V195H55ZM61 194V195H60ZM62 194L64 196H62ZM162 194V195H161ZM234 194V195H233ZM41 195V196H40ZM55 195V196H54ZM59 195V196H58ZM67 195V196H66ZM70 195L74 197L71 198V202L69 197ZM169 195V196H168ZM22 196V197H21ZM168 196V197H167ZM16 197L18 199H16ZM27 197V198H25ZM34 196H32L33 199ZM51 197V198H50ZM54 197V198H53ZM60 197L65 198V200L62 199H58L60 202L62 201L63 203H65V205L63 204H59L57 198ZM66 197L67 200H66ZM22 198V199H20ZM29 198V199H28ZM53 198V199H52ZM69 199V201H68ZM25 200V201H24ZM56 200V201H55ZM76 203H73V201ZM23 201V202H22ZM65 201V202H64ZM171 201V202H170ZM61 202V203H62ZM70 202V203H69ZM10 203V202H9ZM171 203V204H170ZM2 204V205H1ZM25 204V205H24ZM72 206H70V205ZM64 207H63V206ZM68 205V206H67ZM75 205V206H74ZM3 206V207H2ZM7 206V208H6ZM16 206V207H15ZM62 206V207H61ZM70 206V207H69ZM78 206V207H77ZM59 207V208H58ZM15 208V209H14ZM17 208V209H16ZM22 208V209H21ZM26 208V209H25ZM29 208V209H28ZM61 208H63L61 210ZM73 208V209H72ZM79 208V210H78ZM82 208V209H81ZM175 210H173V209ZM3 209V210H2ZM59 209V210H57ZM68 209V210H66ZM178 209V210H177ZM181 209V210H180ZM65 210V211H64ZM0 211V212H1ZM67 211V212H66ZM182 211V212H181ZM8 212L10 214H8ZM83 212V211H81ZM63 213V214H62ZM68 213V214H67ZM5 215V217H4ZM197 215V216H196ZM60 216V217H59ZM191 216V217H190ZM9 217L10 220H9ZM18 217V219H17ZM187 217V218H186ZM198 217V218H197ZM4 218H5V222H11L12 226L10 227V223H7V225H5L6 223L4 222ZM59 218V219H58ZM64 218V219H63ZM75 218V217H74ZM189 218V219H188ZM63 219V220H62ZM3 220V221H2ZM194 220V222H193ZM14 221V222H15ZM26 221V222H25ZM202 221V222H201ZM4 222V223H2ZM63 222V223H62ZM192 223V224H190ZM196 223V224H195ZM201 223V224H200ZM209 223H211V225L214 228H222L225 227L226 224L224 222H219V221H210ZM223 223V224H222ZM197 225V226H196ZM217 225V226H216ZM15 226L17 227V230L15 228ZM58 226V227H57ZM71 226V227H70ZM14 227V228H13ZM4 228V229H3ZM6 228V229H5ZM10 228V229H9ZM44 228V229H43ZM78 228V229H77ZM80 228V229H79ZM121 228V229H120ZM42 229V230H41ZM72 229V230H71ZM237 230V227L235 228ZM65 230V231H63ZM75 230V231H74ZM4 231V232H3ZM16 231V232H15ZM115 231V232H113ZM190 231L187 232L185 239L183 237H179L177 240H175L176 242H180V244L183 247V250L193 254V256H198L199 255V251L198 249H201L203 252L206 253V260L204 259V263L205 264H220L219 263V259L218 257H220L222 259L223 262H225V264H230L231 262V257L228 253H223V247H221V245H219V242L212 240L211 237V233H207L203 234L202 237H195L193 235H190ZM218 234L221 238L226 236V232H224V230H218ZM7 232V234H6ZM10 232V233H9ZM15 232V233H14ZM48 232V233H47ZM110 232V233H109ZM21 233V234H20ZM46 235H42L45 234ZM114 233V234H113ZM14 234V235H12ZM17 234V235H16ZM48 234V235H47ZM8 235V236H7ZM16 235V236H15ZM75 235L77 237H75ZM86 237L84 239V237ZM111 235V236H110ZM115 235V236H114ZM118 235V236H117ZM120 235V237H119ZM123 235V236H122ZM18 236V238H17ZM52 238H51V237ZM72 236V238H70ZM81 236V237H80ZM127 236V237H126ZM20 237V238H19ZM50 237V238H49ZM113 237V238H112ZM116 239H115V238ZM203 237L205 238L203 240ZM6 240H5V239ZM49 238V239H48ZM78 238V239H77ZM84 240H83V239ZM119 238V239H118ZM181 238V239H180ZM192 238V239H191ZM200 238V239H198ZM15 241H14V240ZM20 239L22 241H20ZM74 239V240H73ZM76 239V240H75ZM80 239V240H79ZM83 241H82V240ZM147 239V240H146ZM153 239V240H151ZM69 240V241H70ZM94 242H92V241ZM112 243H111V241ZM121 240V241H120ZM124 240V241H123ZM130 240V241H129ZM156 240V241H155ZM206 240V242H205ZM7 241V242H6ZM10 241V242H9ZM14 241V242H12ZM18 241V242H17ZM79 241V243H78ZM108 241H110V243H108ZM117 241V243L115 242ZM121 243H119V242ZM148 241V242H146ZM86 242V243H85ZM127 242V244H126ZM183 244H182V243ZM235 245L237 247L240 248L239 242L238 241H234ZM8 243V245H7ZM82 243V245H81ZM88 243V244H87ZM99 243V244H97ZM114 243V245H112ZM129 243V244H128ZM130 243L133 245L131 246ZM78 244V245H77ZM110 244V245H109ZM120 246H118V245ZM141 244V246H140ZM153 244V245H152ZM216 244V245H215ZM74 245V246H73ZM76 245V246H75ZM94 245V246H93ZM138 245V246H137ZM143 245V246H142ZM147 245V246H146ZM152 245V247H151ZM166 245V246H165ZM206 245V246H205ZM61 246V247H60ZM72 246H73V250H72ZM80 248H79V247ZM130 246V247H129ZM173 246V248H172ZM176 246V247H175ZM8 247H10V249L8 250ZM82 247V248H81ZM92 247V248H91ZM99 247V248H98ZM102 247V250L101 248ZM139 247V248H138ZM61 249L62 251L58 250ZM75 248V249H74ZM135 248V249H133ZM141 248V249H140ZM146 248V249H145ZM153 248V249H152ZM186 248V249H185ZM51 249V250H50ZM77 249V250H76ZM85 249V250H84ZM87 249V250H86ZM96 249V250H95ZM99 249V250H98ZM104 249V250H103ZM138 249V250H136ZM147 250L146 253H144ZM151 249V251H150ZM164 249V250H163ZM193 249V250H192ZM28 253H27V251ZM66 250V249H65ZM82 252H81V251ZM107 250V251H106ZM136 250V252H135ZM155 250H157L156 254H155ZM177 250V251H176ZM209 250V251H208ZM11 253H10V252ZM85 251V252H84ZM93 251V252H92ZM95 251V252H94ZM103 254H102V252ZM134 251V252H133ZM138 251V252H137ZM190 251V252H189ZM60 252H62L60 254ZM99 254H98V253ZM123 252V253H122ZM165 252L167 254H165ZM197 254H196V253ZM53 253V254H52ZM59 253V254H58ZM88 253V254H87ZM92 253V254H91ZM95 253V254H94ZM105 253V254H104ZM128 255H126V254ZM139 253V254H137ZM150 253V255H149ZM173 253V254H172ZM47 254V255H46ZM55 254V255H54ZM86 254V256H85ZM98 254V255H97ZM119 254V255H118ZM134 254V255H133ZM137 258L135 257L136 255ZM169 254V255H168ZM178 254V255H177ZM11 255V256H10ZM33 256V260H32V256ZM60 255V256H59ZM92 255V256H91ZM101 255V256H100ZM124 255V257H123ZM142 255V256H141ZM159 255V256H158ZM252 255V254H251ZM127 256V257H126ZM157 256V257H156ZM168 256V257H167ZM170 256V257H169ZM29 257V258H28ZM58 257V258H57ZM96 257V258H95ZM144 257V258H143ZM155 257V258H154ZM88 258V259H87ZM92 258V259H91ZM136 258V259H135ZM158 258V260H157ZM169 258V259H168ZM1 259V258H0ZM38 259V260H37ZM41 259V260H40ZM48 259V260H49ZM91 259V260H89ZM216 259V260H215ZM3 260V259H2ZM0 264H4V261ZM93 260V261H92ZM213 260V261H212ZM36 261V262H35ZM95 261V263H94ZM97 261V262H96ZM109 261V262H108ZM141 261V262H140ZM145 261V262H144ZM150 263H149V262ZM99 262V263H98ZM7 264V263H6Z\"/></svg>",
    "mask_w": 264,
    "mask_h": 264
}]
</instances>
